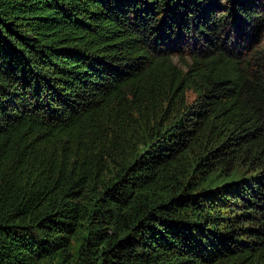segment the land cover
I'll return each mask as SVG.
<instances>
[{
  "label": "trees",
  "instance_id": "obj_1",
  "mask_svg": "<svg viewBox=\"0 0 264 264\" xmlns=\"http://www.w3.org/2000/svg\"><path fill=\"white\" fill-rule=\"evenodd\" d=\"M0 264H264V0H0Z\"/></svg>",
  "mask_w": 264,
  "mask_h": 264
},
{
  "label": "rangeland",
  "instance_id": "obj_2",
  "mask_svg": "<svg viewBox=\"0 0 264 264\" xmlns=\"http://www.w3.org/2000/svg\"><path fill=\"white\" fill-rule=\"evenodd\" d=\"M194 96L192 94H189V99L192 100Z\"/></svg>",
  "mask_w": 264,
  "mask_h": 264
}]
</instances>
